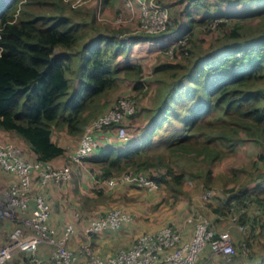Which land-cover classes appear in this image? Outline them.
<instances>
[{"label": "rangeland", "instance_id": "obj_1", "mask_svg": "<svg viewBox=\"0 0 264 264\" xmlns=\"http://www.w3.org/2000/svg\"><path fill=\"white\" fill-rule=\"evenodd\" d=\"M1 1L10 3L12 0ZM74 1L15 0L11 7H15V16L19 10L20 12L25 10L34 14H63L70 17V22L82 23L79 26V32L83 35L70 51V70L66 72L69 80L68 89L71 92L80 79L83 62L81 51L84 44L99 34L113 36L114 44L108 49L105 58L109 59L111 67L117 69L118 81L113 88L106 90L97 98L90 108L83 111V115L90 111L94 114L79 132L80 136L105 108L121 95L130 94L135 99L136 110L125 126L128 140L133 142L143 134V129L148 126V120L154 113L156 115L158 108L174 87L185 81L183 85L180 84L175 89L179 91L173 98L174 102H169L171 116L165 118V122L152 131L150 143L145 147L141 146L140 153L136 156L139 162L150 165L146 167L145 172L142 171L143 173L151 177L160 175L165 168L162 165L156 167L153 164L161 161L162 164L167 163L172 166L177 172H184V180L179 185L170 182L160 185L157 182L159 187L150 193L143 188L131 185L135 187V191L131 194L126 193V205L122 206L136 215L139 213V219L148 226L144 228L145 231L156 230L165 224H179L175 218L181 217L180 211L182 212L183 208H188L183 214L184 220L193 214L201 215L210 220L214 230L228 229L231 235L234 247L232 260L227 262L221 256H212L209 257L210 263L215 261L214 264H258L264 258V194L255 192L258 191L256 190L257 184L264 182V163L254 161L257 160L259 154H263L264 143L255 142L251 138L242 139L236 142L237 144L233 145L234 149L229 152L224 140L219 137V133L231 131L234 127L236 128L239 121L234 119L236 117L229 120L222 114V111L215 110L202 117L201 127H194L189 131L194 134L189 143V149H171L168 147V142L183 133L186 106L194 102L202 106L205 101L202 87L190 81L191 78L187 79L191 70L196 66V62L206 54L224 47L229 42L225 34L230 32L237 23L239 24L236 27L237 41L240 44L264 39V13L258 16H255L257 14L255 13L245 18L236 19L238 17L235 16V19H229L221 16L223 10L240 13L251 11L263 4L264 0H201V4H193L191 0H163L172 20L169 26L170 34L166 37L174 38V32L186 35L188 41L183 47H172L173 44H168V42V45L166 43L159 45L158 42L164 37V33L137 32L136 22L116 23L115 17L122 8L123 0H109L108 2L83 0L78 4H74ZM188 10L191 11V16H188ZM205 15L211 16L209 20L208 18L203 19ZM221 22L224 26L220 25ZM116 49L117 54L114 53ZM60 50L64 51L60 46L56 48V52ZM163 64H168V66H159ZM261 71L262 77L248 88L253 92L259 91V94L264 93V67ZM138 83L139 88L136 87ZM189 88H195L194 95L187 94ZM173 94H175L174 91ZM263 105L264 99H261L260 106ZM225 120L228 121L225 122ZM59 129H61L60 126H53L54 136ZM114 129L113 127V131ZM209 134L210 152L213 153L212 150L224 152L222 157H216L213 161H210L209 157L204 158L205 153H198L201 143ZM241 136L245 135L242 133ZM11 145L18 148L14 142ZM71 152L63 156L65 157L63 165L70 163L69 154ZM75 165L79 164H74V167ZM133 165L126 164L124 169L113 173L112 176L101 180L98 184L92 182L95 186L93 192L97 193L100 204H106L109 200L105 195L107 192L124 186V184H116L108 187L105 182L110 178L116 179L127 172L135 173L136 168ZM96 167L100 168V164ZM91 174L93 176L94 171ZM71 177L65 184L72 180ZM242 188H248L255 194L248 196V201H232L224 206L223 200L226 195ZM207 189L215 191V197L202 200L200 194ZM233 204L238 208L231 209ZM105 206L101 205L97 208L104 209ZM110 206L116 205H109L106 209ZM234 209H236L235 214L232 212ZM240 225H244V229L239 228ZM235 232H238V235Z\"/></svg>", "mask_w": 264, "mask_h": 264}, {"label": "trees", "instance_id": "obj_2", "mask_svg": "<svg viewBox=\"0 0 264 264\" xmlns=\"http://www.w3.org/2000/svg\"><path fill=\"white\" fill-rule=\"evenodd\" d=\"M14 1L3 3L0 0V128L14 131L23 137L36 153V159L50 161L65 152L62 146L51 140L53 126H65L70 134L81 132L87 120L94 114L90 111L83 115V111L90 108L106 90L117 84V69L111 67L109 59L105 58L108 49L114 44V38L99 34L84 44L81 51L83 62L80 82L76 90L69 92L66 72L70 70V51L83 35L79 32L82 23L70 22V17L63 14H34L25 10H19L15 16V7H11ZM191 1L193 4H201V0ZM262 13L264 3L255 10L242 13L223 10L221 16L229 19L237 16L236 19H240ZM188 16H191L190 10ZM210 17L205 15L203 19L209 20ZM220 25L224 26L223 22ZM238 25L235 24L225 34L229 42L224 47L201 57L189 73L187 79L191 78L190 81L202 87L205 101L202 106L195 102L186 106L183 133L168 142L171 149H189L191 138L194 137L189 131L194 127H201L202 117L213 110L222 111L229 120L236 117L234 119L239 121L236 128L219 133L229 152L242 139L251 138L255 142L264 143V105L260 106L264 93L259 94V91L248 89L262 77L264 39L240 44L236 32ZM59 46L64 51L56 52ZM116 51L117 49L114 53L117 54ZM184 82L177 84L158 108L140 144L125 148L98 145L85 158L100 164V168L93 170L95 184L124 169L128 163L134 164L136 172H145L150 167L149 164L139 162L136 156L140 153L141 146L145 147L150 143L152 131L165 122V118L171 116L169 102H174L173 98L179 91L175 89ZM136 87L139 88L140 84ZM194 93L195 88L187 91L189 95ZM242 133L244 137L241 136ZM210 139L209 134L201 143L198 153H205L204 158L209 157L213 161L216 157H222L224 152L212 150L211 153ZM254 162L264 163V152ZM158 165H162L165 171L152 177L160 185L169 182L179 185L184 180V172H177L161 161L153 164L156 167ZM256 188L258 191L255 193L264 194V182H259ZM252 192L248 188L229 192L223 200L224 206L232 201H248V196L255 194ZM26 257L30 261L27 254Z\"/></svg>", "mask_w": 264, "mask_h": 264}, {"label": "built area", "instance_id": "obj_3", "mask_svg": "<svg viewBox=\"0 0 264 264\" xmlns=\"http://www.w3.org/2000/svg\"><path fill=\"white\" fill-rule=\"evenodd\" d=\"M82 1L75 0L74 4ZM135 12L137 32L164 33L159 45L167 42L173 44L172 47L186 45V35L174 32V38L166 37L170 34L172 20L163 0H123L115 22L125 24L131 21ZM135 106V99L130 94H124L105 108L81 134L77 147L69 154L70 163L66 165L55 166L50 161L26 159L18 148L10 143L0 142V169L16 176L10 184L0 189V219H9L15 223L8 239L0 246V264H5L16 251L25 252L31 263L42 264L43 259L37 253L40 245L51 247L52 264H77L80 258L85 259L84 264H205L206 260L200 259L205 248L209 249V257L221 256L227 262L232 260L234 247L228 229L214 230L210 220L201 215L189 216L184 224H165L156 230L142 232L131 245L119 247L105 255L92 249V238L103 230H116L123 223L132 221L131 211L114 206L101 214L89 216L84 228L87 240L76 248L69 245L75 225L68 222L58 230L52 223L51 203L44 194L32 190L34 177L41 185L67 182L74 164L82 163L99 145L93 133L95 130L114 127L117 136L126 141L128 134L125 122L135 113ZM105 183L108 187L124 184L147 191H154L159 187L153 177L143 172H127L116 179L110 178ZM200 197L202 200H210L215 197V191L203 190ZM236 207L233 204L231 209ZM235 211L236 209L232 211L233 214ZM186 225L192 226L189 238L184 237ZM244 227L239 226L242 229ZM258 264H264V258Z\"/></svg>", "mask_w": 264, "mask_h": 264}, {"label": "crops", "instance_id": "obj_4", "mask_svg": "<svg viewBox=\"0 0 264 264\" xmlns=\"http://www.w3.org/2000/svg\"><path fill=\"white\" fill-rule=\"evenodd\" d=\"M133 22H136V12L135 16L131 20V23ZM150 46L153 47V45L151 44ZM146 51L148 50L146 49ZM79 82L80 79L72 91L76 90V87L78 86ZM68 90L69 92H71L70 89ZM154 115L155 113L148 120V126L143 129V134H141L139 138L134 139L133 142H129L128 139V141L126 140L127 142L122 141L117 136L116 129H114V133L113 128L103 129L102 131L95 130L93 133L96 136L99 145H102L103 147H107L108 145H114L117 148H125L138 145L140 144L142 137H144L143 135L150 127V124H152ZM128 119H126V122ZM55 133L56 134L54 136L52 131L51 140L57 143L59 146H62L65 149V152L63 155L51 159L50 163L55 166H62L65 163V157L63 156H66L69 152L73 151L77 147L79 143L80 133L70 134L67 132L65 126ZM0 141L7 142L10 144H12V142L16 143L22 156L26 159L34 160L37 157L36 153L31 149L29 143L14 131L4 130L0 128ZM96 165L99 164L92 162L88 159H85L83 164L80 163L79 165H75L71 175L72 180H70L66 184L61 182H50L49 184L41 185L37 181L36 177H34L33 179V192H40L44 194L47 200L52 205L50 219L52 223L56 226V228L60 230L68 222H72L75 225V231L69 241V245L73 248L78 247L87 240V237L84 234V228L88 223L89 216L95 213H103L106 210V207H109V205H118L119 207L127 209L122 206L126 205V193L131 194L135 191V187H131V185H124L123 187H118L113 191L107 192V194H105L108 196L107 199H109L106 204H100L97 193L93 192V190H95V186L92 183L94 182V179L91 174L93 170H97L98 167H96ZM15 177L16 176L14 174L10 172H5L0 169V189L10 184L15 179ZM101 205L106 206L104 209L97 208ZM127 210L131 211L130 209ZM187 210L188 208H183L182 212L180 211L181 217L178 216L177 218H175L176 222L178 221L177 223H185V220L183 219V214H185ZM14 225L15 223L9 219H0V246L3 245L8 239L9 233L14 227ZM145 227L148 228L147 224L143 223L142 220L139 219V213H137V215L136 213H133V220L123 223L120 228L116 230L107 229L96 234L91 240L92 249L100 255H105L110 252H113L119 247L129 246L132 244L138 234L142 233V231H145ZM191 234L192 227L186 225V232L184 237L189 238ZM235 234L238 235V232H235ZM50 251L51 247L47 245H40L38 247L37 253L43 259L42 264H52ZM200 257L202 260H206L205 264H214L215 262H209L210 258L208 248H205L202 251ZM84 262L85 259L80 258L77 264H84ZM5 264L33 263L28 261L25 252L16 251L13 256L6 261Z\"/></svg>", "mask_w": 264, "mask_h": 264}]
</instances>
